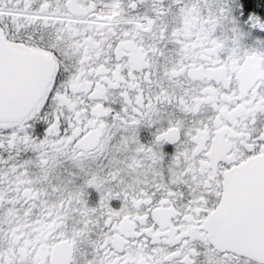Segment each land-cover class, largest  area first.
I'll return each mask as SVG.
<instances>
[{"label": "flooded vegetation", "instance_id": "flooded-vegetation-1", "mask_svg": "<svg viewBox=\"0 0 264 264\" xmlns=\"http://www.w3.org/2000/svg\"><path fill=\"white\" fill-rule=\"evenodd\" d=\"M0 35L52 65L0 120V264H261L208 219L264 156V0H0Z\"/></svg>", "mask_w": 264, "mask_h": 264}, {"label": "water", "instance_id": "water-1", "mask_svg": "<svg viewBox=\"0 0 264 264\" xmlns=\"http://www.w3.org/2000/svg\"><path fill=\"white\" fill-rule=\"evenodd\" d=\"M0 35V51L5 48ZM0 60V120L19 119L42 96L52 65L36 53L8 49ZM2 58V57H0ZM213 246L264 264V156L251 157L228 171L220 200L208 219Z\"/></svg>", "mask_w": 264, "mask_h": 264}]
</instances>
